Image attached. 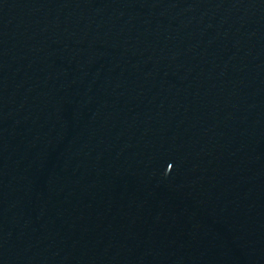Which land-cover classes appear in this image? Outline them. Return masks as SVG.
<instances>
[{
    "label": "water",
    "instance_id": "95a60500",
    "mask_svg": "<svg viewBox=\"0 0 264 264\" xmlns=\"http://www.w3.org/2000/svg\"><path fill=\"white\" fill-rule=\"evenodd\" d=\"M0 264H264V0H0Z\"/></svg>",
    "mask_w": 264,
    "mask_h": 264
}]
</instances>
